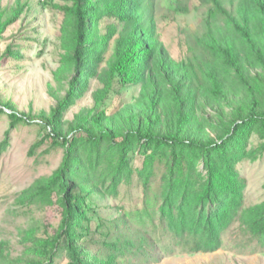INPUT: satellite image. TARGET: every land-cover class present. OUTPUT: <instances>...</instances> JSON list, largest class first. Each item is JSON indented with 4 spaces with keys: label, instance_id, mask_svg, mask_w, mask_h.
Listing matches in <instances>:
<instances>
[{
    "label": "trees",
    "instance_id": "1",
    "mask_svg": "<svg viewBox=\"0 0 264 264\" xmlns=\"http://www.w3.org/2000/svg\"><path fill=\"white\" fill-rule=\"evenodd\" d=\"M160 1L54 4L64 16L56 86H50L56 104L34 121L0 91V117L10 121L0 157L12 129L28 125L43 133L31 156L46 143L63 151L59 167L16 200V210L58 206L59 227L52 233L25 229L24 251L16 258L6 254L1 241L0 264H150L158 262L161 251L174 252L172 246L217 251L224 231L238 222L251 241L238 246L264 249V200L245 206V181L236 168L264 155V0H242L248 12L239 14L228 11L225 0H173L167 25L172 15H188L192 3L207 13L204 31L190 37L187 30L183 44L197 56L181 61L172 58L160 37ZM1 5L0 43L28 4ZM215 27H226L227 33ZM237 40L243 50L235 46ZM14 47L0 50V65L23 59ZM116 84L141 85L136 98L141 102L109 115L104 105ZM92 90L94 105L69 120ZM208 109L214 114L207 116ZM253 136L260 141L255 146ZM138 158L141 167L134 164ZM136 177L151 193L149 204L134 210L121 206L124 215L99 217L95 226L101 207L96 200L118 197Z\"/></svg>",
    "mask_w": 264,
    "mask_h": 264
},
{
    "label": "rangeland",
    "instance_id": "2",
    "mask_svg": "<svg viewBox=\"0 0 264 264\" xmlns=\"http://www.w3.org/2000/svg\"><path fill=\"white\" fill-rule=\"evenodd\" d=\"M66 2L67 0H22L28 7H25L21 18L7 28L0 43L1 52H5L9 45H14L15 49L20 48L23 56L21 61L14 59L0 65L2 98L11 101L18 112L32 114L34 121H37L34 116L49 112L56 104L54 95L50 94V86H56L53 72L59 67L60 54L63 51L60 38L64 16L62 12L55 10L53 5H64ZM0 3L3 9H10L17 4V0H1ZM241 3L242 0L235 2L225 0L224 5L231 13L248 12ZM172 5L173 0H164L162 3L160 1L158 9L160 37L175 60L181 61L188 56L195 58L197 55L188 54L189 46L183 44L186 42L187 30H191L190 37H195L194 33L204 31L201 23L207 13L203 7L199 9L192 3L188 15H172V21L167 25L165 18L171 16L169 14ZM8 15L9 13L6 16ZM215 30L227 33L226 27H215ZM230 39L233 40V37ZM236 44L238 50H243L239 40ZM191 47L200 50L194 43ZM254 73L255 71L251 72V75L254 76ZM140 86L134 85L128 89L116 84L111 98L104 105L108 108V114L116 113L124 105H135L139 101L136 98L140 97ZM92 93L93 90L71 111L67 117L69 120L83 108H91L94 105ZM209 114L214 112L208 109L207 116ZM9 122L7 116L0 117V142L9 130ZM42 136L41 128L36 125L14 128L10 134V145L0 157V242L5 243L6 254L10 255V258H16L23 253L21 233L25 229L39 227L41 233L45 230L52 233L61 222L62 214L58 206L33 205L16 210L18 195L39 178L50 176L62 161V149H53L50 143H46L38 149L36 155L31 156V148L42 139ZM252 142L255 146L260 141L253 136ZM134 164L141 167V158L136 159ZM236 168L245 181V206L261 203L264 200V155L255 161L241 162ZM150 194L144 191L141 181L136 177L132 186L122 187L118 197H109L103 202L96 200L101 207L97 208L94 225L98 224L99 217L114 218L120 214L124 215L125 212L120 210L121 206L129 210L145 207L150 202ZM238 227L239 222L224 231L221 237L222 247L217 251L195 252L172 246L170 249L175 250L174 252L167 255L161 251L158 262L151 261L150 264H264V249L256 244L251 247L238 246L251 242L242 236Z\"/></svg>",
    "mask_w": 264,
    "mask_h": 264
}]
</instances>
